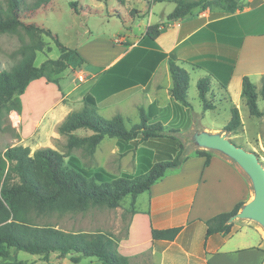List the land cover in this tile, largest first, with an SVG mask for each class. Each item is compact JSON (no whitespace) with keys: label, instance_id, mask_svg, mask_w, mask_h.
Masks as SVG:
<instances>
[{"label":"crops","instance_id":"crops-1","mask_svg":"<svg viewBox=\"0 0 264 264\" xmlns=\"http://www.w3.org/2000/svg\"><path fill=\"white\" fill-rule=\"evenodd\" d=\"M121 1L124 0H119V12L111 15H125ZM174 2L168 0V3L175 5ZM234 2L237 8L232 13L219 2L216 7L208 5L205 10L197 9L194 16L178 21L169 22L168 15L172 11L163 12L161 17L165 20L154 22L169 23L157 38L156 44L159 52L173 54L177 65L188 73V90L191 85L197 87L198 81L208 78L210 89L206 97H217L229 111L232 107L238 109L239 103L245 102L241 96L244 77L249 78L257 91L259 83L264 81V0ZM99 6H102L100 2ZM154 6L151 5L150 10ZM151 15L154 13L150 12L148 19ZM149 25L150 22L142 36ZM121 45V50L98 72L86 73L85 65L80 63L77 70L69 66L61 75L57 87L49 85L44 79L36 80L44 82V85H39V89L46 86L48 90L53 89L54 101L47 111L50 117L46 121L47 117L43 116L33 124L31 119L24 120L22 115L14 112L21 123L19 145L27 147L28 139L45 122H55V128H58L67 115L81 109L83 98L91 95L97 86L98 91L105 90V95L97 100L98 113L100 109H108L128 100L129 106L137 109L139 114L141 110L145 112L149 123H160L168 130L204 132L229 141L238 138L224 132L229 121L222 125L204 122L207 111L214 112L223 104H210L211 109L207 111H201L198 104L201 113L198 117L193 112L195 105L189 101L188 92L189 106L176 102L170 96L172 80L167 59L157 65L146 84L106 94L109 90L105 79L107 71L130 52L136 43L130 45L122 42ZM217 76L227 79L225 87L220 85ZM61 80H65L62 87ZM29 92L32 94L34 90ZM34 103L37 104V100ZM24 104L22 102L23 107ZM189 111L198 118H189ZM197 150L211 155L208 164L204 157L195 154ZM250 150L255 148L250 146ZM253 198L252 181L237 162L221 151L196 147V150L186 155L179 168L167 171L147 193L138 195L132 208L129 201L125 235L115 240L117 250L127 257L129 264H264V228L252 219L235 217L230 220L231 230L228 234L206 236L208 220L232 211L239 203H243L244 207ZM177 227L181 231L172 242L153 241L151 238L152 230ZM53 254L54 257L49 256L48 264H102L95 258L73 263L70 255L59 257L57 253Z\"/></svg>","mask_w":264,"mask_h":264},{"label":"trees","instance_id":"trees-1","mask_svg":"<svg viewBox=\"0 0 264 264\" xmlns=\"http://www.w3.org/2000/svg\"><path fill=\"white\" fill-rule=\"evenodd\" d=\"M49 0H38L32 10L38 9ZM151 3H165L168 0H150ZM223 8L233 12L237 7L234 0H219ZM175 7L168 15L169 22L194 16L195 11L208 7L206 0H175ZM25 0H1L0 34L17 33L23 30L28 36L44 34L55 41L60 50L58 59L45 60L35 66L36 53L42 52V46L30 45L21 48L22 59L9 71H0V111H14L20 115L19 96L23 95L29 84L44 79L46 83L58 85L61 75L69 68V58L75 51L61 45L49 29L34 24H24L20 20V10ZM70 5L77 12V3ZM169 23L150 24L140 44L128 52L118 63L110 68L105 79L109 90L106 94L121 91L148 82L157 65L167 59L172 80L170 96L178 103L189 106L187 90L188 73L176 63V57L159 52L156 44ZM82 63V61H80ZM217 79L222 87L227 79ZM101 81H104L101 79ZM100 81V82H101ZM198 94L203 109H211L206 101L209 92V79L197 83ZM100 90V89H99ZM105 90L95 87L91 95L82 100V107L72 112L58 127V133L65 135L66 153L51 148H40L31 153L29 147L15 145L6 148L0 157V264H31L20 261L10 254V249L41 256L48 261L49 256L57 253L59 257L70 255L73 263L85 258H95L102 264H129L127 257L119 254L113 236L102 233L67 232L53 226L37 225L34 219L52 213H80L90 208H119L126 197L131 198L132 208L138 195L146 193L151 186L161 180L167 171L175 170L186 159L184 145L160 123L151 124L143 110L140 111V123L129 130L121 115L107 120L97 111V100L103 97ZM242 98L253 117H263L257 107L258 94L255 85L244 77L242 80ZM264 100V87L261 89ZM239 111L230 109V119L224 132L236 134L242 129ZM78 131H89L88 135H78ZM116 139L118 144L132 143L136 147L146 148L144 161L147 168L137 176L122 175L108 179L102 171L78 167L70 161L71 151L81 150L87 157H93L97 146L104 138ZM195 154L206 159L210 154L197 150ZM165 157V158H164ZM68 160V161H67ZM243 207L237 204L232 211L219 214L206 222V236L228 234L230 220ZM181 231L180 227L166 230H152L153 241L172 242Z\"/></svg>","mask_w":264,"mask_h":264},{"label":"rangeland","instance_id":"rangeland-1","mask_svg":"<svg viewBox=\"0 0 264 264\" xmlns=\"http://www.w3.org/2000/svg\"><path fill=\"white\" fill-rule=\"evenodd\" d=\"M37 1L25 0V4L22 5L19 13L20 20L24 24H34L39 28L49 29L61 45L75 51V54L70 56L68 61L70 68L77 70L80 61H82L86 73H95L103 68L106 62L111 60L117 51L121 50L122 42L130 45L136 43L135 47H137L141 42L147 23L154 24L156 21L165 20L161 14L171 12L175 7L173 3H155V6L150 10L151 5H153L150 0H124L120 4L125 15L118 13L114 16L111 14L119 12V0H49L48 3L41 5L38 9L32 10V5ZM218 1L206 0V3L216 7ZM72 2L77 3V12L70 5ZM99 2L102 6H99ZM150 12H153L154 15L148 19ZM39 44L43 50L36 53L35 66H40L47 59L59 58L60 50L55 41L44 34L30 37L23 30L12 34H0V71H9L22 59V47ZM43 83V80L31 82L24 94L19 96L20 115L23 116L24 120L29 121L31 119L33 124L43 116L44 118L47 117L46 121H48L50 116L47 111L54 101L53 89H49V91L47 86L39 89V85H44ZM49 85L58 86L53 83H49ZM60 85L61 87L64 86L65 80H61ZM263 87L264 81H261L258 91L256 90L258 94L257 107L260 112L264 111V100L261 96ZM30 90H34V93L31 94ZM187 92L189 101L195 105L193 112L200 117L198 104L201 111L207 110L203 109L198 88L191 85ZM36 100L37 104L34 103ZM206 101L209 105H223L214 112L207 111L204 122L207 124H226L230 119V111L225 107L224 102H220L217 97L210 96L206 97ZM22 102H25L24 107ZM141 102L144 103L142 98ZM26 103L30 105L27 106ZM238 109L243 126L238 133L233 134L238 138L233 139L231 143L245 151L254 152L264 169V116L260 118L251 116L243 101L239 103ZM12 114H15L14 111L8 112L5 109L0 111V157L3 156L7 147L19 145L21 140V123L15 124L12 120ZM99 115L107 120H111L116 115H122L128 130L133 125L140 123L138 110L129 106L128 100L108 109H100ZM198 117L189 111V118L197 119ZM55 127V122L50 124L45 122L38 127L34 135L28 139L27 147L30 148L31 153L40 148H51L66 153L67 138L65 135L59 134L58 128ZM77 134L83 136L90 134V132L78 131ZM195 134L198 133H184L180 130L172 135L184 145L183 156L199 147L196 143ZM250 146H253L255 150H250ZM144 148L149 149L142 145L136 147L132 143L118 144L116 139L106 137L97 146L93 157H87L81 150H73L70 153L72 157L67 159L72 158L70 161L75 166L102 171L108 179L118 178L122 175L137 176L147 168V164L143 160L144 157H147ZM130 200V197H126L121 206L116 209L94 207L80 213H52L35 218L34 223L53 226L67 232L102 231L118 240L125 235ZM9 251L14 258L27 263L34 264L38 260H42L41 256L30 255L22 251L17 252L14 249ZM50 257L54 256L51 255ZM36 264L48 263L40 261Z\"/></svg>","mask_w":264,"mask_h":264},{"label":"water","instance_id":"water-1","mask_svg":"<svg viewBox=\"0 0 264 264\" xmlns=\"http://www.w3.org/2000/svg\"><path fill=\"white\" fill-rule=\"evenodd\" d=\"M197 146L214 149L223 152L237 162L250 177L254 198L247 203L240 212L231 219H252L264 228V169L260 164L257 155L251 151H245L231 143L228 139L218 135L207 133L195 134Z\"/></svg>","mask_w":264,"mask_h":264},{"label":"bare ground","instance_id":"bare-ground-1","mask_svg":"<svg viewBox=\"0 0 264 264\" xmlns=\"http://www.w3.org/2000/svg\"><path fill=\"white\" fill-rule=\"evenodd\" d=\"M12 120H13V122H14L15 124L18 123V117H17L16 114H12Z\"/></svg>","mask_w":264,"mask_h":264},{"label":"built area","instance_id":"built-area-1","mask_svg":"<svg viewBox=\"0 0 264 264\" xmlns=\"http://www.w3.org/2000/svg\"><path fill=\"white\" fill-rule=\"evenodd\" d=\"M117 41V40H116Z\"/></svg>","mask_w":264,"mask_h":264}]
</instances>
